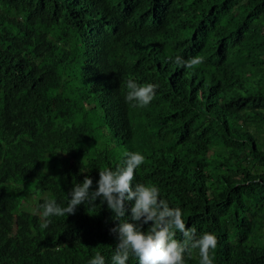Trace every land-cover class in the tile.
<instances>
[{
  "label": "trees",
  "instance_id": "16d2710c",
  "mask_svg": "<svg viewBox=\"0 0 264 264\" xmlns=\"http://www.w3.org/2000/svg\"><path fill=\"white\" fill-rule=\"evenodd\" d=\"M151 1L0 0V264H88L96 252L112 264L116 222L106 203L49 217L46 229L41 205L67 206L74 184L90 176L96 187L99 171L122 165L125 152L145 157L134 183L156 185L197 236L217 237L213 264H264V0H191L199 5L186 11L167 2L166 22ZM102 19L130 31L124 39L117 29L108 47L122 57L146 19L161 25L156 55L119 73L122 83L159 85L135 116L108 105L94 114L96 79L106 73L75 52ZM100 27L94 41L109 36ZM176 56L204 62L188 69ZM184 264H200L198 250Z\"/></svg>",
  "mask_w": 264,
  "mask_h": 264
},
{
  "label": "clouds",
  "instance_id": "9594fccd",
  "mask_svg": "<svg viewBox=\"0 0 264 264\" xmlns=\"http://www.w3.org/2000/svg\"><path fill=\"white\" fill-rule=\"evenodd\" d=\"M167 2L174 4L176 9L185 11L196 9L199 5L191 0H153L150 4V13L163 10L162 22H166ZM181 3L184 6H180ZM96 21L88 25V34L82 38V43L77 44L75 52L76 56L79 53L83 57V65L85 60L99 62L102 65L101 70L106 73L104 78L96 79L103 82V85L102 91H97L98 106L94 114L102 116L103 112L106 113L108 105L117 114L126 117L135 116L139 113L137 110L153 100L159 85L138 84L133 79L122 83L118 80L119 73L126 64L133 63L137 56L151 58L153 54L156 55V51L161 48V25L156 26L150 19H146L139 31L141 37L133 41L132 46L126 48L122 57L116 48L108 49V47L113 45L111 38L117 37V29L124 39L132 37L130 31L124 32L122 28L117 27L118 24L110 22L109 19H102L98 23ZM101 25L105 26V31L108 29L109 36L105 41H94L96 33L104 30ZM181 26L177 25L175 28L178 30ZM211 28L212 26H204L205 31ZM77 37H80L79 33ZM159 58H165L164 54ZM169 59L177 66L188 69H193L204 62L201 56L187 60L181 56ZM81 78L80 76V80ZM79 85L81 88L80 83ZM128 106L133 109L129 110ZM103 132V127L94 130L93 140L96 145L104 141ZM79 137L84 139L83 133ZM83 142L84 140L77 142L78 147ZM124 156L126 158L122 165L115 169L105 168L99 171L96 187L95 181L90 176H85L82 182L74 184L68 192L67 206L61 207L55 200H46L41 205L44 222L40 227L48 228L51 223L49 217L74 215L81 204H93L99 199L102 204L106 203L113 214L111 219L116 222L115 226L109 229L110 234L115 236L117 241L111 257L112 264H126L130 255L138 259V264H184L185 254L191 256L193 250H198L200 264H213L210 253L217 247V237L209 232L197 236L194 227L186 226L182 210L178 207H170L166 200L159 198L160 190L156 185L134 183L135 171L144 163L145 157L139 152H125ZM145 226H147L146 230ZM177 231L183 237L182 240L175 238ZM88 264H105V258L100 252H96Z\"/></svg>",
  "mask_w": 264,
  "mask_h": 264
}]
</instances>
